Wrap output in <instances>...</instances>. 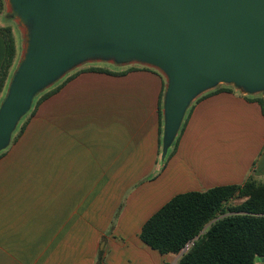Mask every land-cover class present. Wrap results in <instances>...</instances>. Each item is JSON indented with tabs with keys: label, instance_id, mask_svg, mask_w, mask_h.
Returning a JSON list of instances; mask_svg holds the SVG:
<instances>
[{
	"label": "crops",
	"instance_id": "obj_1",
	"mask_svg": "<svg viewBox=\"0 0 264 264\" xmlns=\"http://www.w3.org/2000/svg\"><path fill=\"white\" fill-rule=\"evenodd\" d=\"M2 4L35 20V38L43 10ZM4 54L0 37V67ZM76 72L32 116L18 118L0 148V264H176L178 255L139 238L152 215L179 194L264 181L262 88L232 86L205 98L217 88H198L169 135L164 68L94 47L54 72L49 90Z\"/></svg>",
	"mask_w": 264,
	"mask_h": 264
},
{
	"label": "water",
	"instance_id": "obj_2",
	"mask_svg": "<svg viewBox=\"0 0 264 264\" xmlns=\"http://www.w3.org/2000/svg\"><path fill=\"white\" fill-rule=\"evenodd\" d=\"M13 1L41 8L43 17L0 112V148L35 89L71 58L94 47L136 54L167 71L169 135L198 88L220 80L264 87V0Z\"/></svg>",
	"mask_w": 264,
	"mask_h": 264
},
{
	"label": "trees",
	"instance_id": "obj_3",
	"mask_svg": "<svg viewBox=\"0 0 264 264\" xmlns=\"http://www.w3.org/2000/svg\"><path fill=\"white\" fill-rule=\"evenodd\" d=\"M2 6L0 0V12ZM0 37L5 45L4 59L0 67L1 94L14 64L15 44L8 27L0 28ZM96 71L109 73L104 70ZM77 73L67 77L53 90L44 92L35 102L29 116L34 114L41 102ZM224 91L230 89L219 86L202 98ZM257 101L264 107L261 98ZM183 128L184 126L182 130ZM23 130L24 125L21 126L18 136ZM235 196L246 199L237 208L229 210L228 213L224 212L223 204ZM206 226L208 227L204 230ZM197 236L193 245L176 264H264L261 261L264 258V185H256L249 177L242 185L179 194L152 215L144 223L139 234L144 244L161 255H179Z\"/></svg>",
	"mask_w": 264,
	"mask_h": 264
},
{
	"label": "rangeland",
	"instance_id": "obj_4",
	"mask_svg": "<svg viewBox=\"0 0 264 264\" xmlns=\"http://www.w3.org/2000/svg\"><path fill=\"white\" fill-rule=\"evenodd\" d=\"M2 1V0H1ZM13 8H8L9 11H11ZM29 10V9H28ZM17 11V10H16ZM18 12V11H17ZM20 14V13H19ZM18 13L9 14L6 12V7L3 5L2 10L0 12V28L8 27L11 30L14 44H15V59L14 64L11 70L9 71V74L11 73V81L14 84V82L18 79L19 75L21 74L27 59H28V51L31 48V45L33 44L34 40V24L36 23L35 20H33L31 17L24 15L20 16ZM13 20H18V23L16 24ZM1 23L4 25L2 26ZM21 31H20V30ZM106 66V65H105ZM108 67V66H107ZM56 79H52L51 76L48 77L35 91L32 93L30 101L28 102L27 108L25 111L20 115L19 118L27 119L30 115L35 102L37 99L46 91H48L51 88L52 83L54 84ZM215 86V89L219 86L224 87H232V86H238V83L232 82V81H217L213 83ZM237 84V85H236ZM262 88V92L264 94V87ZM256 185H264L263 180H258L257 178L251 177ZM245 197H239L235 196L234 198L230 199L226 203L223 204V211L228 213L229 210H233L237 208L239 205H241L245 201ZM262 262H264V258L261 259Z\"/></svg>",
	"mask_w": 264,
	"mask_h": 264
}]
</instances>
